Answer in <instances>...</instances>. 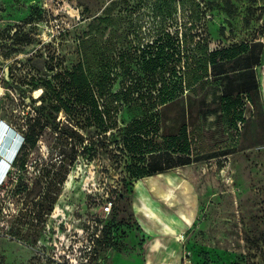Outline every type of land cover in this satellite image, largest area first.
<instances>
[{
	"label": "rangeland",
	"instance_id": "374dc122",
	"mask_svg": "<svg viewBox=\"0 0 264 264\" xmlns=\"http://www.w3.org/2000/svg\"><path fill=\"white\" fill-rule=\"evenodd\" d=\"M159 7L163 16L156 13ZM102 17L107 23L100 25ZM160 33L195 35L196 61L205 42L210 50L247 46V52L223 63L219 76L211 78L213 85L197 93L187 89L157 115L159 137L149 120L155 121L154 115H123V127L137 117L147 122L145 140L155 143L163 141L162 135L190 133L201 117L206 151L194 157L181 150L150 154L152 144L142 143L144 154L133 155L118 132L116 137L104 133L84 106L72 116L77 134L66 142L61 132L69 117L56 111V97L42 84L84 57L98 60L96 55L108 48L142 50L139 42L151 45ZM263 65L264 0H0V119L18 134L30 127L39 133L36 146L20 155L18 166L27 159L28 171L11 166L0 183V264H93L104 257L111 264H144L145 240L131 218L130 199L122 196L139 180L132 171L157 162L185 167L194 184L185 198L172 186L168 199L172 210H184L192 222L182 238L187 264H264V110L261 90H252ZM52 85L59 90L58 80ZM238 91H246L237 108L245 120L234 123V115H221L220 100ZM206 104L212 109L207 115H192L193 108ZM117 118L120 122L121 115ZM65 152L74 162L54 211L39 230L23 213L32 209L40 187L28 197L3 201V183L8 189L19 181L32 187L49 163L63 161ZM185 159L191 163L181 164ZM108 197L114 199L113 216L133 225L117 250L95 244L97 231L89 228L94 216H103L101 205Z\"/></svg>",
	"mask_w": 264,
	"mask_h": 264
},
{
	"label": "trees",
	"instance_id": "16d2710c",
	"mask_svg": "<svg viewBox=\"0 0 264 264\" xmlns=\"http://www.w3.org/2000/svg\"><path fill=\"white\" fill-rule=\"evenodd\" d=\"M159 9L161 8L159 7L156 13L163 16V11ZM106 20V17L97 19L100 25L107 23ZM196 44L199 43L193 34L179 37L178 34L171 36L170 33H160L151 45L144 46V43L139 42V45L144 47L142 50L130 51L121 48L117 51L116 48L111 47L108 48V52L105 50L104 53L97 54L98 60L84 57L72 69L58 71L51 80L44 82L42 87L56 97V111H64L69 117L68 122L64 124V131L61 132L65 141L68 142L69 139L75 138L77 128L71 121L72 116L77 115L84 106L86 111L89 110L91 114L93 113L96 126L104 133L114 132V137L118 132L124 147L133 155L142 152L144 154L142 143H145L146 147L152 144V147L147 150L150 154L158 151L160 154L165 152L169 155L171 152L181 150L182 153L194 157L205 152L206 143L202 133L201 117L193 124L190 133L184 130L179 135H162L161 143H155L152 138L149 141L145 140L149 134L147 130L149 124L139 117L134 118L129 125L124 127L121 125V122L126 123L123 115H154L156 120L153 121V117L149 120L150 123H156L153 133L159 137V117L157 115H164L165 108L183 98L187 89L191 93H197L205 90L210 83L213 85L216 81L212 82L211 78L219 76L223 63L247 52V46L244 45L210 50L205 42L202 48L198 46L200 56L196 61L198 57L193 55ZM55 79L60 82L58 91H55L56 89L52 85V80ZM254 83L252 90L259 91L258 81L256 80ZM116 84H119L117 90L114 89ZM245 92L238 91L236 94L228 92L222 95L220 107L221 115L224 118L234 115V123L245 120L242 111H237L239 105L242 104V94ZM210 107V104H206L198 110L193 108L192 115H207L208 111L212 110ZM87 114H89L88 111ZM117 115H121L120 122ZM30 120L29 118L28 121ZM36 120L35 118L34 123ZM57 127H59V123H57ZM23 136L24 142L12 163V168L18 167L19 170L27 172V159H24L18 166L20 155L25 148L31 149L36 146L39 133L30 127L28 133ZM64 154L66 155V152ZM73 159L66 155L60 164L49 163L47 165L49 168L40 173L32 187H29L26 181H19L15 187L8 189L7 183H3V187H6L7 190L6 195L2 197L3 201L6 198H16L17 196H19L18 198L28 197L35 193L37 187H40V190L35 193L36 195L32 196L35 200L32 209L24 212L23 217L31 225L40 227L39 230H41L46 225L47 217L54 211L58 196L67 180L69 168L73 165ZM182 162L181 164L186 165L191 163V160L185 159ZM171 168H165L163 163L157 162L150 168L143 166L137 171H132V176L141 179ZM131 192L132 189L128 195L122 197L128 200ZM108 198L103 201V204ZM113 212L114 208L107 219L103 216H94L89 223V228H95L94 230L97 231L94 234L95 241L93 240L95 244L100 242L112 250H117L120 241H124L126 232L133 225H124L123 219L119 221L117 215L113 216ZM115 218L116 221H114ZM134 226L139 230L140 226L136 221H134ZM26 237L28 238V233ZM37 239L34 238L33 242H36ZM98 260L104 263L107 261L104 257L95 259L93 264Z\"/></svg>",
	"mask_w": 264,
	"mask_h": 264
},
{
	"label": "crops",
	"instance_id": "0c3cea01",
	"mask_svg": "<svg viewBox=\"0 0 264 264\" xmlns=\"http://www.w3.org/2000/svg\"><path fill=\"white\" fill-rule=\"evenodd\" d=\"M257 81L264 110V65ZM183 168H171L145 176L132 188L133 197H129L128 204L130 214L140 226L139 233L145 240L142 251L144 264H179L183 260L182 238L192 222L189 223L184 210H172L168 202L174 191L172 186L177 191L182 190V198H185L187 192L193 193L194 184L183 172ZM106 264L111 263L107 260Z\"/></svg>",
	"mask_w": 264,
	"mask_h": 264
},
{
	"label": "bare ground",
	"instance_id": "6f19581e",
	"mask_svg": "<svg viewBox=\"0 0 264 264\" xmlns=\"http://www.w3.org/2000/svg\"><path fill=\"white\" fill-rule=\"evenodd\" d=\"M17 140H19L17 136L6 135V130L3 127L0 128V182L1 180L4 181L11 167H8V164L11 163V155L15 151L14 148L16 142H18Z\"/></svg>",
	"mask_w": 264,
	"mask_h": 264
},
{
	"label": "water",
	"instance_id": "95a60500",
	"mask_svg": "<svg viewBox=\"0 0 264 264\" xmlns=\"http://www.w3.org/2000/svg\"><path fill=\"white\" fill-rule=\"evenodd\" d=\"M2 127L6 130V132L7 131L10 132L13 137L17 136V138H19V140H17L18 142H16V144H15L16 146L14 145L15 146V148H14L15 151L11 155V160H10L11 163L8 164V167H9V166H12V163L15 160V158H16V156H17V154H18V152H19V150H20V148L22 146V143L24 142V136L22 134H18L9 124H7L5 122L2 123V125H0V128H2ZM2 181L3 180H1L0 183H2Z\"/></svg>",
	"mask_w": 264,
	"mask_h": 264
},
{
	"label": "built area",
	"instance_id": "2783aa9c",
	"mask_svg": "<svg viewBox=\"0 0 264 264\" xmlns=\"http://www.w3.org/2000/svg\"><path fill=\"white\" fill-rule=\"evenodd\" d=\"M4 122L7 123L5 120L0 119V125H2V123H4ZM113 207H114V199L108 198L102 206L103 217L106 218L109 214H111ZM187 262H188L187 256H185L183 258V260L181 261V263H179V264H187ZM95 264H106V263H104L101 260H98L95 262Z\"/></svg>",
	"mask_w": 264,
	"mask_h": 264
}]
</instances>
